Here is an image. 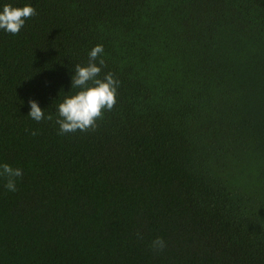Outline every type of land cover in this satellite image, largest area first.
<instances>
[{"label": "trees", "instance_id": "16d2710c", "mask_svg": "<svg viewBox=\"0 0 264 264\" xmlns=\"http://www.w3.org/2000/svg\"><path fill=\"white\" fill-rule=\"evenodd\" d=\"M5 4L37 14L0 29V264H264V0ZM97 44L116 104L61 134Z\"/></svg>", "mask_w": 264, "mask_h": 264}, {"label": "clouds", "instance_id": "9594fccd", "mask_svg": "<svg viewBox=\"0 0 264 264\" xmlns=\"http://www.w3.org/2000/svg\"><path fill=\"white\" fill-rule=\"evenodd\" d=\"M37 14L36 8L31 5L13 7L5 4L0 11V29L7 33L17 35L25 25L27 19ZM103 45L97 44L89 52V62L86 66L76 64L74 75L71 79V88L79 89L75 94L66 96L58 105L57 124L61 134L79 131H88L97 126V120L102 119L104 110L111 111L116 104V94L119 80L114 78L111 72L106 73L103 78L100 74L105 66L103 58ZM99 58L98 64L96 63ZM30 112L28 116L39 122L45 118L52 119L51 115L45 117L44 111L35 100H29ZM32 135H36L35 132ZM20 168H13L5 163L0 166V176L6 178L5 187L9 191H16V180L22 177ZM153 247L162 250L165 242L162 238L153 241Z\"/></svg>", "mask_w": 264, "mask_h": 264}]
</instances>
